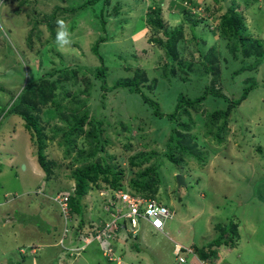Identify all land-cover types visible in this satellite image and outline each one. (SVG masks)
<instances>
[{
  "label": "rangeland",
  "instance_id": "374dc122",
  "mask_svg": "<svg viewBox=\"0 0 264 264\" xmlns=\"http://www.w3.org/2000/svg\"><path fill=\"white\" fill-rule=\"evenodd\" d=\"M84 1L74 0L77 4ZM231 1L244 19L247 32L243 35L264 42V38H260L264 34L259 36L264 28V1L261 0H221L217 4L213 0H109V5L103 9L100 1L81 11L73 20L65 21L69 43L63 46L57 43L59 26L52 31L44 25L32 26L26 10L32 6L17 11L14 0H0V107L10 105L25 85L35 81L29 89L31 92L24 96L25 102L32 103L35 110L20 107L15 111L37 119L40 135L47 145L45 156L49 162V173L44 174L36 162L35 147L24 128L25 122L16 115L4 113L0 117V156L3 158L0 174H6L0 176V264H33L34 260L36 264H116L103 256V243L85 245L77 256L60 253L65 244L55 246L62 229L70 225L74 230L79 218L74 215L69 223H61L60 211L53 199L62 191L72 194L74 180L71 172L91 161L102 167L109 163L122 169L120 184L124 189L129 188L130 181L137 180L141 172L157 169L158 176L151 178L160 180L156 185L159 201L174 212L161 234L141 222L135 242L123 241L128 236L126 232L118 235V242L115 239L109 241L121 264H180L174 255L175 244L183 248L192 245L205 247L220 235L217 224L224 226L231 222L238 225L240 240L234 248L220 247L218 264H264V62L254 75L249 73L255 78L257 87L245 101L232 109L227 131H221V144L215 142V135L222 120L213 121L210 114L227 108L228 104L223 100L208 96L197 108L195 106L192 116L196 127L190 131V138L181 141L189 133L181 132L176 136L172 134V140L170 131L174 124L150 117L152 111L140 102L137 95L125 89L103 91L98 81L104 77L107 87H113L121 79H132V75H127L129 71L133 73L139 66H147L148 71H152L149 80L157 71L159 82L145 92L151 99L160 100V111L169 112L174 108L177 93L181 92L190 99L200 97L208 87L204 71L186 68L189 74L182 71L172 74L165 63L173 53V39L181 34L183 41L179 52L186 60L190 54L196 58L201 45H207L205 49L208 50L219 43L218 50L226 58L222 61L225 65L232 63L237 67L238 63L227 55L224 43L210 30L218 16L225 12L224 4L230 5ZM60 3L65 6L70 2L61 0ZM49 4H57V0H51ZM149 7L161 8L167 30L149 24L152 17L147 13ZM182 9H187L194 17L208 19L210 28L203 22L198 24L197 28L191 29L198 37L192 38L187 21L190 16L181 14ZM169 13L175 15L168 16ZM103 19L106 21L105 31L100 27ZM96 44L105 66V76L98 80L95 76L100 63L93 52ZM255 50L257 53L258 49ZM68 64L72 65L71 69L60 73V69ZM245 77L235 75L231 79L229 74L224 76L221 87L220 84L215 87L237 99L242 93ZM79 91L77 100L87 102L89 117L85 129L99 133L104 150L87 160L83 159L86 155L82 153L89 152L91 147L83 137L76 140L77 147L70 149L71 153L63 144L62 132L66 128L62 121V104L69 100L67 92ZM52 92L65 99L57 110L52 108ZM42 100L45 103L41 104ZM94 121L100 125H89ZM94 126L97 129L93 130ZM175 139L180 142L176 144ZM183 143L197 152L192 156L199 157L191 158L183 153ZM28 144L32 158L25 160L23 153ZM258 147L263 150L258 152ZM11 151H21L22 154L13 156ZM151 153L154 154L150 157ZM138 154L144 159L137 160L139 166H130V158ZM169 157L180 162L175 165ZM22 165H26V172L20 171ZM178 174L184 177L185 187H177ZM110 194L90 187L82 200L86 222L93 221L94 226H99L96 218L102 216L101 212L107 213L103 202ZM4 200L25 202V206L19 204L24 211L16 210L10 219L6 218L4 213L10 211V206H6ZM87 228L85 225L83 229ZM68 231L66 237L73 234L71 227ZM231 237L235 238L234 235ZM29 245L38 250L36 255L30 254L33 249ZM134 246L138 250L133 249ZM184 256L186 262L183 264H190L194 257Z\"/></svg>",
  "mask_w": 264,
  "mask_h": 264
},
{
  "label": "trees",
  "instance_id": "16d2710c",
  "mask_svg": "<svg viewBox=\"0 0 264 264\" xmlns=\"http://www.w3.org/2000/svg\"><path fill=\"white\" fill-rule=\"evenodd\" d=\"M17 4L16 10H22L24 8H27L29 6H32L31 9H26L28 11V17L30 18V22L32 23L33 27L44 25L46 28H48L50 31L55 29L54 27L59 26L57 24L58 19H62L64 22L67 19H72L73 17H76L78 14L81 13V11L85 10L86 8H90L98 4V2L101 1V7L109 5V0H85L83 3L77 4L74 2V0H69V5L63 6L60 1L57 0V4H49L51 0H14ZM216 4L219 3L221 0H213ZM225 1V0H223ZM34 3V5H33ZM26 5V7H24ZM225 5V12L220 14L218 16V19L215 20V23H213V29H210L212 33L217 34L219 40H221L224 43L226 52H228L227 55L231 56V59L233 62H237V67H234L233 64L228 65L221 61V53L218 50V44L212 46L208 50L205 49L207 47L201 45L200 48L201 51H199V55L194 58L193 54H190V58L186 60V58L183 55H180L179 52V46L181 42L183 41L182 35L179 34L178 38H174L173 41L174 44V50L172 51V55L169 56V61H167L166 67L169 69V73L171 71L172 74H175L178 72H186L185 69H201L205 72L206 76L208 77V87L204 90V93L198 97V98H187L184 96V94L177 93L175 95L176 103L174 105V108H172L169 112L166 111H160V100L156 101L151 99L148 95L146 90H152L156 84L159 82V75L157 71L155 74L153 73V77L151 80H149L148 75L152 72L151 70L148 71L147 66H139L133 73L129 71V74L132 75V79H126V80H120L121 82H116L113 87H107L105 83V78L102 76L104 75V61L103 57L99 54L97 49V44L93 46V52L97 56V59L100 63V67L96 72L95 79L98 80L99 77H102V79H99L101 83H99V88L106 92H111L115 89L123 90L125 89L128 93L137 95L140 102L142 104L148 105L149 109L152 111L150 114V117H156L160 119L161 121L168 122L171 124H174L171 128L170 138L173 140L174 138L172 134L175 136L178 135L181 132H186L188 134L184 135V137L181 138V141L186 140L187 138H190V131L193 130V127H196V120L193 118L192 111H195V106L197 108V105L206 100V98L209 96L215 98L216 100L221 99L225 103L228 104L226 109H220L211 112L210 119L213 121H219L222 120V123H220V126L217 128V133L215 135V142L217 144H221L223 141V137L221 135L222 130L227 131V122L228 118L231 115L232 109L237 108L243 101L246 100L250 92L257 87V83L255 81V78L252 77L255 74L257 67L260 66L264 62V42L261 40H257L254 38H247L244 36V32H246L245 22L242 17V15L237 11V9H234L233 7V1H231L230 5ZM223 5H221L222 7ZM151 8V7H149ZM188 9V8H187ZM187 9H182L181 14H185L187 16H190L187 18L188 21V29L191 33L192 38L198 37L196 33H194L191 29L197 28L198 24H201L202 22L205 23L210 28L208 19L203 17H194L191 15V12H187ZM50 10V11H49ZM149 16H152L148 22L150 25L158 26L160 29L167 30L166 22L164 21L162 17V10L161 8H151L147 11ZM102 14V12H101ZM199 16H203L200 14ZM102 18V16H101ZM100 27L102 31H105L106 27V21L105 19L101 20ZM99 42H104V39H99ZM99 44V43H98ZM170 45H173L170 43ZM206 45V44H205ZM200 46V45H199ZM177 47V49H176ZM255 51L258 52L255 53ZM210 51L209 54H207L206 51ZM224 61H226V58H223ZM147 65V64H146ZM72 65L68 64L67 66H63L60 69V73H64L65 71L70 70ZM225 67V68H224ZM225 69V71H224ZM189 71V72H190ZM217 71V72H216ZM127 72V71H126ZM253 72V73H252ZM69 73H72L71 71ZM218 73V75H217ZM250 73V74H249ZM186 74H189L188 71ZM231 76V79L235 75H244L247 76L244 79V87L242 88L241 95L235 99L236 97H233L229 95L226 91L222 89H217L215 87L216 84H220V87L222 85V82L224 81V76ZM48 77H52V74H47ZM203 76V74L201 75ZM43 77V76H42ZM40 77V78H42ZM76 77V75H74ZM39 78V79H40ZM35 81H33L30 84L25 85L22 92L12 100L11 104L6 106L5 108L0 107V117L3 116L5 113L6 115H16L22 119L24 124V128L30 135V139L33 142V146L35 147V159L37 164L39 165V168L43 171L44 174L49 173V162L46 159L45 151H46V142L44 141L43 137L40 135L41 129L38 127V122L36 118H33L31 115L26 116L25 112H17L15 109H19L20 107H24L25 109L28 108L29 110L33 111L35 110V106H32L30 102H25L24 96L31 92L29 89H31L34 86ZM148 83V84H147ZM147 84V85H145ZM63 88V87H61ZM146 89V90H145ZM53 95L52 98V108L58 109L60 106V103H63L65 99L59 97L58 94H55L54 92L51 93ZM50 94V95H51ZM80 94V91L78 93H68L67 96L69 98L68 102L64 105L62 104V121L65 124L66 130H63L64 134V142L65 148L67 149L68 153L71 150H74L77 147L76 140L80 137H83L85 140V143L91 147L89 152L82 153L85 154L86 157H83V159H93L97 156V154H101L104 152L103 150V142L101 140V136L98 132L91 133V131H88L85 129L86 121L88 116V111L86 101L79 102L77 99ZM171 95V93H170ZM67 98V99H68ZM56 99V100H54ZM45 103L44 100L41 101V104ZM21 105V106H20ZM199 106V105H198ZM67 112V114H65ZM196 113V112H194ZM58 117L61 120V115L59 114ZM159 121V122H161ZM95 124L99 126L100 124L98 122L90 123ZM63 128V127H60ZM97 129V127H93V130ZM195 138V137H194ZM176 144H178L180 141H177L175 139ZM188 143V142H186ZM183 143L182 145V152L187 153L191 155V158L199 157V155H193L192 153L197 154V152L194 151L193 148H191L188 144ZM258 152H261L263 149L261 147H258L256 149ZM154 153H151L149 156L151 157ZM189 155H187L189 157ZM146 160H148V154ZM144 159V156L138 154L134 155L130 158L129 164L132 167L139 166V163L137 160ZM170 162L173 164H177L180 161L174 159L173 157H169ZM75 160V159H74ZM77 161V160H76ZM143 161V160H142ZM155 168L153 170L144 171L137 175V180L133 179L129 183V188L122 187L121 178L123 176V170L119 167H116L113 164L105 163V165L102 167L98 162L91 161L88 164H85L82 167L76 168L71 172V178L74 180V190L72 191V194L69 198V208L71 212V216L74 215L79 218L78 227H76L74 230V226H68L71 227V230L73 231V234H71L70 237H63V244H65V249L61 247L59 250L60 253H65L67 249L70 247L69 241L72 242V240H75V245H78L79 243V235L80 233H85V230L92 228V222H86L84 217V206L82 204V200L87 195L90 187L91 189H95L96 191L99 190H105L108 192H113L119 189L128 190L131 193L145 196V197H151L156 198L158 201L160 198H158V185L160 183V180L158 178L152 179L151 176H158L156 174ZM161 179V178H160ZM39 191V190H38ZM92 191V190H91ZM112 201L115 200L113 195L111 194ZM103 205H109L108 199L103 202ZM114 205L110 204V212H113ZM102 216L99 215L96 220L99 222V224L103 225L105 221L109 218L108 212L103 214L101 212ZM105 219V220H104ZM101 222V223H100ZM166 224V223H165ZM85 225H88L87 229H83ZM223 225V224H222ZM218 225L216 228L220 231V235L216 236V239L208 242L205 247H194L193 251L195 256L200 262H207L217 259L218 257V249L220 247H227V248H234L237 246V241L240 240V233L238 231V225L235 223H229L227 225ZM165 227V225H164ZM153 232L157 234H161L162 232L155 231L151 229ZM164 230V228H163ZM229 231V233L227 232ZM69 231L67 232V234ZM228 233V237H226V234ZM66 234V235H67ZM138 235V234H137ZM137 235L133 236L132 234H128V236L125 238L124 241L127 242H135L137 240ZM235 236L233 239L231 236ZM78 239V241H76ZM117 239V237H116ZM115 239V240H116ZM59 240V239H58ZM118 242V240L116 241ZM59 241L56 243V247L58 245ZM74 245V246H75ZM73 246V245H72ZM115 249V247H114ZM133 249L138 250L137 246L133 247ZM8 264V263H7Z\"/></svg>",
  "mask_w": 264,
  "mask_h": 264
},
{
  "label": "built area",
  "instance_id": "2783aa9c",
  "mask_svg": "<svg viewBox=\"0 0 264 264\" xmlns=\"http://www.w3.org/2000/svg\"><path fill=\"white\" fill-rule=\"evenodd\" d=\"M111 194L115 200H111ZM108 199L109 205L105 206L106 211L110 215L103 225L94 226L85 230V233L79 235V245L72 246L67 249L69 253L75 254L85 245H90L93 242H99L104 244L101 246L102 254L111 262L121 264L120 257L115 256L114 246L109 243L113 239H118V235L121 232H126L135 236L138 234L139 225L141 222H146L151 229L162 232L164 225L169 221L174 212L167 208L164 204L158 201L156 198L140 196L129 192L128 190L119 189L111 192ZM71 196L70 191L59 192L53 199L54 203L60 211L61 218L65 223H69L71 219V212L69 208V198ZM110 204L114 205L113 212H110ZM110 220V222H108ZM76 228V226H75ZM76 230V229H75ZM68 232V225L64 227L62 231V238L59 240L60 245H63V237ZM76 239V241H78ZM124 241V240H123ZM116 242V240H115ZM59 245V246H60ZM65 249V246L63 245ZM193 255L192 248H183L176 244L174 247V255L179 263H184V255Z\"/></svg>",
  "mask_w": 264,
  "mask_h": 264
},
{
  "label": "crops",
  "instance_id": "0c3cea01",
  "mask_svg": "<svg viewBox=\"0 0 264 264\" xmlns=\"http://www.w3.org/2000/svg\"><path fill=\"white\" fill-rule=\"evenodd\" d=\"M260 0H257V2H259ZM261 1H264V0H261ZM173 13V12H172ZM172 13H169L168 14V16H172V15H175V14H172ZM263 13H264V10H263ZM245 27H246V25H245ZM247 32V31H246ZM264 34V28H262V30H261V32H260V34H259V36H261V35H263ZM261 39H263L264 37H260ZM206 47H207V45H206ZM228 53V52H227ZM221 57V61L223 60V57H222V55L220 56ZM260 65H262V64H260ZM256 72H257V70H256ZM255 72V73H256ZM254 75V74H253ZM14 136V135H13ZM12 136V137H13ZM15 139V138H14ZM11 145H13V142H12V144ZM30 144H28V146H26V148L24 149V153H23V156H24V158L23 159H25V160H27V159H31L32 158V152L30 151ZM12 152V155L13 156H17V153H21L22 154V152L21 151H18V152H14V151H11ZM12 156V157H13ZM30 156H31V158H30ZM11 157V158H12ZM3 160V158L0 156V162ZM21 160V159H20ZM9 161V160H8ZM20 171H25L26 170V165H22V166H20ZM36 165H35V170H36ZM38 169V168H37ZM26 172V171H25ZM26 174V173H25ZM6 174H4L3 176H2V174H0V176H2V177H4ZM1 177V178H2ZM18 176H16L15 178H17ZM5 195V194H4ZM19 196V195H18ZM14 200H18L19 201V199H14ZM14 200H12V201H6V200H4V204L6 205V206H10V211H6L5 213H4V216L6 217V218H8V219H10L11 218V216L13 215V214H15V212H16V210H19V209H22L23 211H24V209H23V207H19V204L20 205H23V206H25V202H21V203H14L15 201ZM17 204H18V208L16 209H14V206H17ZM28 208H30L29 207V205H28ZM14 209V210H13ZM61 220V219H60ZM61 223H63V221L61 220ZM20 232H22V231H19V233ZM24 233V232H23ZM47 235H49L48 233H47ZM58 237H59V235H58ZM70 237V236H69ZM41 240H42V238H41ZM74 241L75 240H72V242H70L69 241V244H70V247L73 245H75L74 244ZM207 244V243H206ZM176 245V244H175ZM179 245V244H178ZM29 246H31V245H29ZM55 246H56V243H55ZM181 246V245H180ZM32 248L31 249H33V250H30L31 252H30V254L31 255H36L37 253H36V250L37 249H35V248H33V246H31ZM195 247V245H192L191 246V248H194ZM99 248H100V245H99ZM227 248V247H226ZM229 249V248H228ZM38 251V250H37ZM65 253H69V252H65ZM219 255H220V248L218 249V257H217V259L219 258ZM193 259L190 261V264H201L200 263V261L197 259V257H192ZM217 259H215V260H212V261H207L206 263H209V264H212V263H215V264H218V260ZM212 262V263H211ZM33 264H36V262H35V260L33 261Z\"/></svg>",
  "mask_w": 264,
  "mask_h": 264
},
{
  "label": "clouds",
  "instance_id": "9594fccd",
  "mask_svg": "<svg viewBox=\"0 0 264 264\" xmlns=\"http://www.w3.org/2000/svg\"><path fill=\"white\" fill-rule=\"evenodd\" d=\"M145 1V0H144ZM57 24L59 25V29H58V33H57V43L59 44V45H61V46H63V45H65V44H67V43H69V41H68V39H67V37H68V32H67V30H66V27H65V22L62 20V19H58L57 20ZM56 196V195H55ZM62 221H63V219H62ZM63 223H64V221H63ZM69 226V225H68ZM64 229V228H63ZM63 229H62V231H63ZM62 234V233H61ZM62 238V236L61 237H59V240ZM58 240V241H59ZM72 247V246H71ZM70 248V247H69ZM191 248V247H190ZM66 252H68V251H66ZM70 254V253H69ZM193 256H195V254H193ZM196 257V256H195ZM184 258H185V256H184ZM185 262H186V259H185ZM184 262V263H185ZM201 264H209V263H203V262H200ZM212 263V262H211ZM180 264H183V263H180ZM212 264H215V263H212Z\"/></svg>",
  "mask_w": 264,
  "mask_h": 264
},
{
  "label": "water",
  "instance_id": "95a60500",
  "mask_svg": "<svg viewBox=\"0 0 264 264\" xmlns=\"http://www.w3.org/2000/svg\"><path fill=\"white\" fill-rule=\"evenodd\" d=\"M176 183H177V187H185V183H184V177L180 174L176 175Z\"/></svg>",
  "mask_w": 264,
  "mask_h": 264
}]
</instances>
